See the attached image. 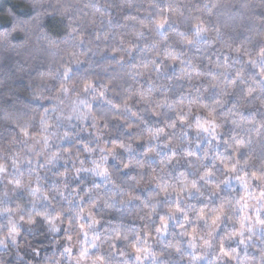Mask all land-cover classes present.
Returning <instances> with one entry per match:
<instances>
[{"label":"clouds","instance_id":"clouds-1","mask_svg":"<svg viewBox=\"0 0 264 264\" xmlns=\"http://www.w3.org/2000/svg\"><path fill=\"white\" fill-rule=\"evenodd\" d=\"M0 264H264V0H0Z\"/></svg>","mask_w":264,"mask_h":264}]
</instances>
